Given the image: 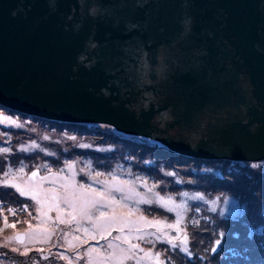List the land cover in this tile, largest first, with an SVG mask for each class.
Instances as JSON below:
<instances>
[{"label":"water","instance_id":"water-1","mask_svg":"<svg viewBox=\"0 0 264 264\" xmlns=\"http://www.w3.org/2000/svg\"><path fill=\"white\" fill-rule=\"evenodd\" d=\"M54 2L0 0L1 106L264 160V0Z\"/></svg>","mask_w":264,"mask_h":264},{"label":"rangeland","instance_id":"rangeland-1","mask_svg":"<svg viewBox=\"0 0 264 264\" xmlns=\"http://www.w3.org/2000/svg\"><path fill=\"white\" fill-rule=\"evenodd\" d=\"M3 115L17 121L22 126L15 127L0 124V145L10 147L9 153H0V174L6 171L8 167L16 170L23 164L26 166L25 178L27 175H30L31 171L37 169H40L39 176H45L48 175V172L41 167L42 165L46 164L51 167L53 172H57L66 163H75L76 181L78 183L90 184L97 190H102L103 185L93 183L86 174L88 172L87 166L90 164L92 175H95L96 172L104 173L100 177L101 180L105 178L111 180L114 174L117 179L133 184L135 190L140 193L147 192V189L141 186V180H146L149 186L152 184L158 185L155 191L161 196L173 197L176 204L183 203L186 208L180 210L184 216L181 227L184 228L189 237L188 254L181 252L179 248L172 249L167 243L157 241L153 245L133 241L134 243H140L141 247L146 251L152 250L153 252L160 251L166 253V259L170 256L168 253L170 250H178L184 256H179L176 253V257L174 258L176 264H179L183 259H190V256L197 258L206 249L213 248V246L215 248L226 240L231 239L232 236L229 235V232L231 234L232 230L230 227L225 228L222 225L213 227L212 223H203L202 225L200 223L213 217L210 214L208 216L203 215L213 211V207L216 213L219 212L216 217L218 216L220 219L232 217L233 215L236 216L238 212L243 211L247 206L242 204L240 197L244 194L246 183L257 186L256 193H249V197L256 204L264 207L263 159L260 161L242 162L194 158L195 160H188L187 162L186 159L184 162L180 158L175 157V155L180 156V154L171 153L162 148L156 139L136 135H123L116 128H110V126L104 123L89 124L85 126L88 131L80 130L70 133L68 130L62 131L61 129H56L58 127L45 129L50 126L49 124L46 126L38 124L39 127H35L29 121L16 119L6 114ZM44 137H48V139H44ZM72 137H75V139H71ZM32 143L38 144L40 148L30 151L20 150L22 147ZM82 145H87V147H83ZM253 165H256V167H253ZM82 168L84 172L80 171ZM167 173H173V175H167ZM65 175H68V173L65 172ZM232 185L239 190H236ZM44 186L49 187L51 185L49 182H45ZM229 186H232V188L229 189ZM225 190H230V192H225ZM184 191H187L189 195H203L205 200H189L181 195ZM115 195L117 198L120 196L119 193ZM148 195L151 196V193H148ZM190 201H192L193 205H197L195 206L197 207L196 212L200 213L189 217L190 214L187 212V207ZM213 201H216L215 205H213ZM127 203L130 207L135 206L132 201H128ZM26 204L31 206L33 205V201L19 196L12 188L0 187V212H2V215H0V227L3 230L0 231V244L3 243L5 238L28 230V224L23 221H28L33 227L37 225V220L33 218L37 213L33 208L29 207V211L33 213L32 217H29L28 212L21 211ZM139 207L149 219H166L169 223L175 222L176 213L168 212L156 203L150 205L141 204ZM9 209L15 210L18 215H11L8 211ZM49 215L54 218L56 213L51 212ZM5 216H7L9 224L15 223L17 220L20 221L16 223L15 229L10 227L4 228L3 219ZM132 219H135V216ZM196 221L198 223H195ZM194 224L198 225L195 226ZM204 224L207 226H203ZM247 227L249 228L248 225ZM61 230L68 231L65 225H59L52 240L47 244H29L30 251L27 253L26 258H32L35 264H67L66 260H62L56 255L59 252L52 250L53 247H56V249L61 251L60 253L70 258L76 255V250L66 251L63 240L57 239L62 235ZM148 231L152 232L155 230L148 229ZM74 234L79 235L81 239H85L82 232ZM125 234H127V230H125ZM118 235H120L119 232L113 231L107 240H100L99 245L95 240L89 238L88 242L80 246L78 251L79 253H83L88 247H100L109 241L118 244L120 243L119 241L113 240ZM169 235L175 236L177 233L169 231ZM214 238H218L220 243H212ZM146 239L155 240V237L149 236ZM196 242L202 247H196ZM0 249H6L11 252L10 247H0ZM40 249H43V252ZM107 251L110 250L105 249V254ZM13 254L20 255L18 252H13ZM140 255H143V253H140ZM13 259L16 258L10 257L8 262L11 263ZM24 262H27V260ZM0 264L3 263L0 261ZM74 264H86V259L74 261ZM126 264H134V262L127 261ZM141 264H152V262L146 259ZM167 264H169L168 261Z\"/></svg>","mask_w":264,"mask_h":264},{"label":"snow or ice","instance_id":"snow-or-ice-1","mask_svg":"<svg viewBox=\"0 0 264 264\" xmlns=\"http://www.w3.org/2000/svg\"><path fill=\"white\" fill-rule=\"evenodd\" d=\"M50 6L55 7L54 0H50ZM89 47L94 48L95 44L90 41ZM0 124L15 127L22 126L2 113H0ZM44 139H48V137H44ZM71 139H75V137ZM82 146L87 147V145ZM38 148H40L38 144L32 143L20 150L30 151ZM9 152L10 147L0 148V153ZM25 167L23 164L16 170L8 167L6 171L0 174V187L12 188L19 196L33 201V205H24L21 211L28 212L29 217H32L33 213L29 211V207L33 208L37 213L33 217L37 220V225L33 227L28 221H23L28 224V230L5 238L0 247H10L12 252L27 255L30 251L29 244H47L52 240L58 226L65 225L68 231L61 230L62 235L57 239L63 240L66 251L76 250V255L72 258L62 253L56 255L60 259L66 260L67 264H74V261L81 259H86V264H126L127 261L141 264L146 259L151 261L152 264H167L166 253L146 251L140 243H134L133 241L153 245L158 241L167 243L172 249L179 248L181 252L189 253V237L184 228L181 227L184 216L180 210L185 209L186 206L183 203L176 204L171 196H161L155 191L158 185L152 184L149 186L146 180H141V186L146 188L147 192L140 193L135 190L133 184L117 179L114 174L111 180L107 178L101 180L100 177L104 175L101 172L92 175L91 165L89 164L86 174L93 183L103 185L102 190H97L90 184L76 181L75 163H66L57 172H53L51 167L45 164L41 167L48 172V175L39 176L40 169H37L31 171L26 178ZM253 167H256V165H253ZM80 171L84 172V169L82 168ZM65 172L68 175H65ZM167 175H173V173H167ZM45 182H49L51 186L45 187ZM117 193L120 194L119 198L115 195ZM148 193H151V196ZM181 195L189 200H205L203 195H189L187 191L182 192ZM128 201H132L135 206L130 207ZM153 203L168 212H175V222L169 223L166 219H149L146 217L139 205ZM212 203L215 205L216 201ZM8 211L11 215H18L13 209ZM51 212L56 213L54 218L49 215ZM0 215H2V212H0ZM134 216L135 219H132ZM19 222L17 220V222L9 224L8 218L5 216L4 228L15 229L16 223ZM195 223H198V221ZM148 229H154L155 231L150 232ZM125 230H127V234H125ZM0 231L3 230L0 229ZM113 231L120 233V235L113 238L114 241L120 243L109 241L105 245L88 247L83 253H79L78 249L86 244L89 238L95 240L99 245V241L107 240ZM169 231H173L177 235L171 236ZM81 232L84 234L85 239H81L79 235L74 234ZM149 236L155 237V240L146 239ZM219 243L220 241L217 240V244ZM105 249L110 251L105 254ZM40 251L43 252V249H40ZM140 253H143V255H140Z\"/></svg>","mask_w":264,"mask_h":264},{"label":"trees","instance_id":"trees-1","mask_svg":"<svg viewBox=\"0 0 264 264\" xmlns=\"http://www.w3.org/2000/svg\"><path fill=\"white\" fill-rule=\"evenodd\" d=\"M9 114L13 115L12 113ZM19 118H23L24 120H30L32 125L35 126V124L28 117L21 116ZM32 120L35 123L41 124L39 123L38 119L37 120L32 119ZM57 124L58 123L50 122L49 129L55 128V125ZM61 125L66 130L72 131V133H75L80 130L88 131V129L85 127L86 125L84 124L78 125V124L63 123ZM36 126L38 127V125ZM56 129L59 130L60 128H56ZM162 148L166 149L163 146ZM175 157L178 159L180 158V160L184 162L186 159L187 162L188 160H195L190 157H183L177 155H175ZM232 186H229V189H231ZM235 188L236 190H239L237 187ZM256 191H257V186L255 185L252 186L250 183L245 184L244 194L241 195L240 201L244 206L247 207L244 208L243 211L238 212L236 216L233 215L232 217L231 216L227 217L228 216L227 215L225 216L227 218L220 219L218 216L216 217V215L219 214V212L216 213V211H210L209 213L203 214L204 216H208L210 214L213 217L211 219H207L203 221L202 223H200V225H202L203 223H212L213 227H216L218 225H222L225 228L230 227L232 232L231 234L229 232V235L232 237L231 239L226 240L220 246H217L215 248L213 246V248L206 249V251H204L203 254H201L199 257L192 258V256H190V259H183L179 264H264V207L262 205L256 204L249 197V193L255 194ZM225 192H230V190H225ZM192 201L189 202L187 207V212L188 214H190L189 217L200 213V212H196L197 207L195 206L197 205H193ZM194 225L197 226L198 224H194ZM247 225L249 226V228L247 227ZM203 226H207V225L204 224ZM217 240L219 239L214 238L212 240V243L217 242ZM195 246L202 247L201 245L198 244V242H196ZM213 249H215V251H213ZM52 250L59 253L61 252L60 250L56 249V247H53ZM168 253L170 254V256L167 258L169 264H176V261L174 260V258L176 257L175 255L176 253H178L179 256H184L183 253H179L178 250L176 251L170 250ZM10 257L16 258L13 259L11 263H16V264L23 263V261L17 258V255H14L12 251L10 252L6 249H2V250L0 249V261L3 264H11L8 262L9 261L8 259ZM23 257L26 258L27 255H23ZM26 260H27V262H25L26 264H34L32 258H26L24 261Z\"/></svg>","mask_w":264,"mask_h":264},{"label":"clouds","instance_id":"clouds-1","mask_svg":"<svg viewBox=\"0 0 264 264\" xmlns=\"http://www.w3.org/2000/svg\"><path fill=\"white\" fill-rule=\"evenodd\" d=\"M0 113H2V114H6V115H8V116H12V117H14V118H16V119H23V118H19V117H21V116H24V117H28L29 119H31V121L35 124V127H37L36 125H38V123H35L32 119H38L39 120V123H41V124H44L45 126L47 125V124H49L50 122H53V123H58L57 125H55V127H58V128H60L62 131H65L66 129L65 128H63V126L61 125V124H78V125H89V124H98V123H90V122H87V123H82V122H79V123H74V122H66V121H59V120H55V119H49V118H44V117H40V116H34V115H32V116H26V115H23V114H20V113H17V112H15V111H12V110H10V109H7V108H2L1 106H0ZM9 113H12L13 115H16V116H13V115H10ZM24 120V119H23ZM25 121H29L30 122V120H25ZM106 125H108V124H106ZM32 126H34V125H32ZM108 126H110V125H108ZM38 127H39V125H38ZM110 127H112V126H110ZM113 129H115L114 127H112ZM45 129H49V127H47V128H45ZM73 129V128H72ZM118 131V130H117ZM70 133L72 132V131H69ZM120 134H123V135H128V134H125V133H122V132H120V131H118ZM131 136V135H130ZM12 139H13V137H12ZM18 140V139H17ZM157 141V140H156ZM3 142H5L4 140H3ZM157 142H159V141H157ZM160 143V142H159ZM163 147H165L166 148V150H168L169 152H171V153H173L174 151H172V150H170V149H168L165 145H163L162 143H160ZM3 147H5V146H2V145H0V148H3ZM89 150V149H88ZM176 153V152H175ZM177 154H179V153H177ZM180 156H183V157H190V156H188V155H182V154H180ZM190 158H192V157H190ZM194 159V158H193Z\"/></svg>","mask_w":264,"mask_h":264},{"label":"flooded vegetation","instance_id":"flooded-vegetation-1","mask_svg":"<svg viewBox=\"0 0 264 264\" xmlns=\"http://www.w3.org/2000/svg\"><path fill=\"white\" fill-rule=\"evenodd\" d=\"M17 258H19L20 260L23 261V263H18V264H26V263L24 262V257H23V255H17ZM11 264H16V263H11ZM34 264H35V263H34ZM58 264H66V263H58Z\"/></svg>","mask_w":264,"mask_h":264},{"label":"bare ground","instance_id":"bare-ground-1","mask_svg":"<svg viewBox=\"0 0 264 264\" xmlns=\"http://www.w3.org/2000/svg\"><path fill=\"white\" fill-rule=\"evenodd\" d=\"M0 106H1V105H0ZM2 107L6 108L5 106H2Z\"/></svg>","mask_w":264,"mask_h":264}]
</instances>
